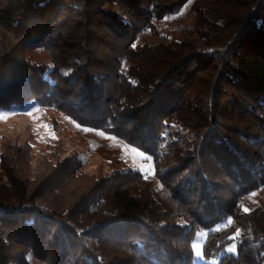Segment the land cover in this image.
<instances>
[{"label": "trees", "instance_id": "obj_1", "mask_svg": "<svg viewBox=\"0 0 264 264\" xmlns=\"http://www.w3.org/2000/svg\"><path fill=\"white\" fill-rule=\"evenodd\" d=\"M187 4L183 36L137 43ZM29 103L139 148L159 186L4 141L0 264H264L241 204L264 187V0H0V110Z\"/></svg>", "mask_w": 264, "mask_h": 264}, {"label": "rangeland", "instance_id": "obj_2", "mask_svg": "<svg viewBox=\"0 0 264 264\" xmlns=\"http://www.w3.org/2000/svg\"><path fill=\"white\" fill-rule=\"evenodd\" d=\"M193 22L194 15L187 4L177 14L161 20L154 32H141L137 43H168L172 38L183 36ZM29 57L37 62L49 61L42 50L31 52ZM4 141L29 144L34 154L44 151L46 144L60 143L63 157L76 154L82 161L83 171L88 174L136 171L149 186H159L151 158L139 148L111 134L80 126L60 112L40 108L34 103L0 110V145ZM3 180L0 170V181ZM241 204L244 211L264 208V187L244 196ZM206 235V232H199L193 242L196 262L203 261L202 246Z\"/></svg>", "mask_w": 264, "mask_h": 264}, {"label": "snow or ice", "instance_id": "obj_3", "mask_svg": "<svg viewBox=\"0 0 264 264\" xmlns=\"http://www.w3.org/2000/svg\"><path fill=\"white\" fill-rule=\"evenodd\" d=\"M194 247H197L198 248V246H196V245H194Z\"/></svg>", "mask_w": 264, "mask_h": 264}]
</instances>
